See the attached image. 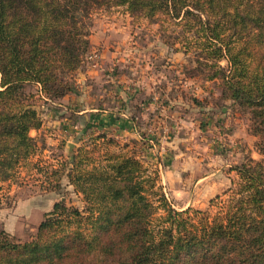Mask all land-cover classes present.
I'll list each match as a JSON object with an SVG mask.
<instances>
[{
  "label": "trees",
  "instance_id": "obj_1",
  "mask_svg": "<svg viewBox=\"0 0 264 264\" xmlns=\"http://www.w3.org/2000/svg\"><path fill=\"white\" fill-rule=\"evenodd\" d=\"M95 7L178 30L173 51L251 110L260 159L235 166L204 210L175 209L132 142L96 135L56 167L40 157L36 102L72 91ZM63 180L83 210L55 202L26 243L0 229V264H264V0H0V205L15 185L60 193Z\"/></svg>",
  "mask_w": 264,
  "mask_h": 264
},
{
  "label": "rangeland",
  "instance_id": "obj_2",
  "mask_svg": "<svg viewBox=\"0 0 264 264\" xmlns=\"http://www.w3.org/2000/svg\"><path fill=\"white\" fill-rule=\"evenodd\" d=\"M86 21L96 27L108 24L119 26L123 32H118L114 41L121 42L125 39L128 46L133 44L132 55L140 60V64L146 66V63L152 61L156 71L157 66L161 65L159 70L162 66L165 67L162 71L165 80L156 86L158 94L176 100L180 103L179 110L197 120L198 124L183 125L174 133H168L169 137L166 135V139L158 144L159 147L152 146L156 144L154 139L139 129L137 140L120 143H134L133 152L144 166L149 170H158L160 184L175 209L193 207L204 210L210 199L220 195L229 186L230 179L235 177V172L232 171L235 166L246 158L260 159L255 147L258 138L252 131L251 110L233 104L219 79L206 80L205 77L210 71L197 67L192 55L186 56L182 51L177 53L173 51L174 48L179 49L178 45L173 48L170 45L178 30L173 34V29H166L162 24L160 26L159 21L152 23L153 20L133 18L124 7H95L90 19ZM96 54L98 53H91L89 49L75 74L72 91L66 96L79 94L78 92L75 94L76 88L78 82L84 81L82 73L86 63L92 62ZM220 65L225 67L226 63L222 61ZM145 71L151 72L146 67ZM27 91L36 92V89L31 87L27 88ZM63 99L55 102L38 100L34 108L42 122L40 129L31 131L30 135L37 137L39 143L44 142L45 149L40 157L46 165L56 167L59 162L67 159L68 144L73 145V152L82 143L89 144L91 138L96 135H105L118 141L113 132H102L95 128L79 135L68 129L59 135L56 127H49L47 116H51L52 103H61ZM222 107H228L233 116L234 120L226 129L230 130V133L234 131L235 136L228 137L223 128V131L219 130L221 138L217 139L216 132L203 121L202 114H207V111L202 112V108L209 111L212 108L215 113H219ZM53 119L55 121V117ZM51 140L58 142L53 143ZM32 184L34 183L30 180V185ZM62 186L60 193L49 194H44L33 186L21 188L13 186L8 203L0 205V229L16 242L26 243L34 238L44 214L52 210L55 202L63 200L66 205L83 210L81 197L72 191L66 180H63Z\"/></svg>",
  "mask_w": 264,
  "mask_h": 264
},
{
  "label": "crops",
  "instance_id": "obj_3",
  "mask_svg": "<svg viewBox=\"0 0 264 264\" xmlns=\"http://www.w3.org/2000/svg\"><path fill=\"white\" fill-rule=\"evenodd\" d=\"M118 32L123 31L113 24L91 26L90 52L98 54L92 62L86 63L82 73L84 81L78 82L76 88L75 94H79L68 95L61 103H52L51 116H47L49 127H56L59 135L68 129L79 135L95 128L113 132L119 142L137 140L139 129L154 139L156 144L152 146L159 147L168 133H174L183 125L198 124V121L181 112L176 100L158 94L156 86L165 80L162 73L165 67L159 70L161 65L157 66L156 71L152 61L146 66L140 64L132 55L133 44L128 46L125 39L114 41ZM145 67L151 72L145 71ZM203 111H207L202 114L203 121L216 132L217 139L221 138L219 130L223 128L228 137L235 136L234 131L230 133L226 129L234 120L228 107H222L219 113L212 108L210 111L202 108ZM57 140L51 141L56 143Z\"/></svg>",
  "mask_w": 264,
  "mask_h": 264
},
{
  "label": "water",
  "instance_id": "obj_4",
  "mask_svg": "<svg viewBox=\"0 0 264 264\" xmlns=\"http://www.w3.org/2000/svg\"><path fill=\"white\" fill-rule=\"evenodd\" d=\"M72 148H73V145L72 144H68L69 157L72 155Z\"/></svg>",
  "mask_w": 264,
  "mask_h": 264
}]
</instances>
